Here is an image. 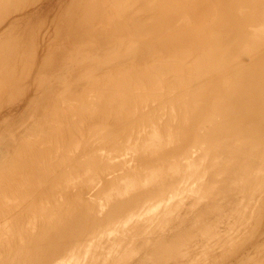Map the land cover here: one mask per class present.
Segmentation results:
<instances>
[{
    "label": "bare ground",
    "instance_id": "1",
    "mask_svg": "<svg viewBox=\"0 0 264 264\" xmlns=\"http://www.w3.org/2000/svg\"><path fill=\"white\" fill-rule=\"evenodd\" d=\"M50 1L0 24V264H264V0Z\"/></svg>",
    "mask_w": 264,
    "mask_h": 264
},
{
    "label": "rangeland",
    "instance_id": "2",
    "mask_svg": "<svg viewBox=\"0 0 264 264\" xmlns=\"http://www.w3.org/2000/svg\"><path fill=\"white\" fill-rule=\"evenodd\" d=\"M20 1L21 0H0V24L3 22L5 18L12 16L13 14L14 15L17 14V11H18L17 8L19 7ZM49 3H51L50 0H29L28 4L31 7V8L29 7L30 13L37 12V17H35L32 20L27 18L26 20L21 22L19 26L13 32L8 33L5 37L7 38L5 40H11L12 43L16 44V46L14 47V49L16 48V51L27 50L29 52H32V51L34 52V50H36L35 43L33 45V40H32L33 32L35 31V29L37 28V25L39 24V16L42 15L44 16V18L49 16L48 10L52 6ZM29 26L30 27L33 26V31L31 33L26 32ZM50 53L51 54L57 53V55L55 56H58V57L51 56L53 60L57 58H63V54L65 53V48L60 49V51H58V49L57 51L52 50ZM67 71L68 70H66V72Z\"/></svg>",
    "mask_w": 264,
    "mask_h": 264
}]
</instances>
